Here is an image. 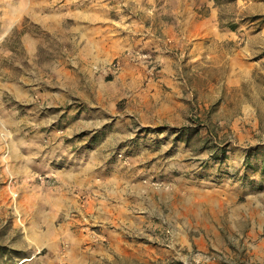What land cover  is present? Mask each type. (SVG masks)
I'll return each instance as SVG.
<instances>
[{
    "label": "rangeland",
    "instance_id": "obj_1",
    "mask_svg": "<svg viewBox=\"0 0 264 264\" xmlns=\"http://www.w3.org/2000/svg\"><path fill=\"white\" fill-rule=\"evenodd\" d=\"M23 1L0 0V264H264L243 167L264 150V0H112L117 51L78 63L14 20Z\"/></svg>",
    "mask_w": 264,
    "mask_h": 264
},
{
    "label": "crops",
    "instance_id": "obj_2",
    "mask_svg": "<svg viewBox=\"0 0 264 264\" xmlns=\"http://www.w3.org/2000/svg\"><path fill=\"white\" fill-rule=\"evenodd\" d=\"M135 3L140 2L136 1ZM113 4L112 0H24L18 2L16 10H14V20L18 22L24 17L29 18L42 29V32L48 34L46 40L50 43L44 46L41 45L42 48H50L52 51L59 50L58 53L54 52L53 55L74 58L76 59L75 62L78 63V59H81L82 56L100 59L101 57H110L117 51V46L111 44L112 37L124 36L127 31L120 29L115 22L126 21L127 14L120 12L121 17L118 16V19L114 20L111 16ZM18 5H22V7H18ZM124 5L126 4L124 3ZM0 34L1 41L4 33ZM32 41L33 38L25 36L23 40L24 49L32 52L36 47L32 44ZM71 62L73 63V60ZM63 71L65 69L61 70V72ZM74 201L73 207L77 209L78 202L76 199ZM68 227L72 229L71 222L63 223L59 230L65 240H67L71 230ZM53 232L54 230H49V233ZM80 239L76 240L78 241L77 247L80 245ZM65 242L68 244L71 242L70 244H72V241L69 240ZM70 244L64 259L66 261L82 259L84 257L83 253L77 254L74 252L72 249H76V247Z\"/></svg>",
    "mask_w": 264,
    "mask_h": 264
},
{
    "label": "trees",
    "instance_id": "obj_3",
    "mask_svg": "<svg viewBox=\"0 0 264 264\" xmlns=\"http://www.w3.org/2000/svg\"><path fill=\"white\" fill-rule=\"evenodd\" d=\"M165 128L168 127H162L160 131L165 130ZM182 129V130H181ZM181 130V131H180ZM188 131L190 132V129L188 128H179V129H172L167 132V135H173L172 140L173 141H183L185 143H189L188 138ZM178 132V133H177ZM182 133L187 132L186 138L182 140ZM219 153L220 156H215V160H223L226 156V153L223 149L216 151L215 153ZM243 167L246 171H250L251 175L254 173H260L262 177H264V150H258L256 148L255 150H248L245 154Z\"/></svg>",
    "mask_w": 264,
    "mask_h": 264
},
{
    "label": "bare ground",
    "instance_id": "obj_4",
    "mask_svg": "<svg viewBox=\"0 0 264 264\" xmlns=\"http://www.w3.org/2000/svg\"><path fill=\"white\" fill-rule=\"evenodd\" d=\"M0 36H1V34H0ZM49 230H51V231H53V229L52 228H48ZM33 231H36V230H33ZM26 234H27V230L25 229V231H24ZM28 237V236H27ZM36 238V237H35ZM53 238V237H52Z\"/></svg>",
    "mask_w": 264,
    "mask_h": 264
}]
</instances>
